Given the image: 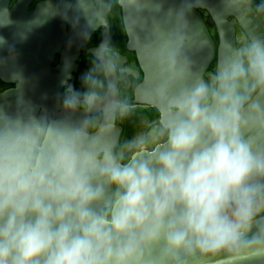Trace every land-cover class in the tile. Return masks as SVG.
<instances>
[{
  "label": "clouds",
  "instance_id": "obj_1",
  "mask_svg": "<svg viewBox=\"0 0 264 264\" xmlns=\"http://www.w3.org/2000/svg\"><path fill=\"white\" fill-rule=\"evenodd\" d=\"M77 6L90 27L128 13L140 68L106 39L59 114L0 106V264H264V33L248 0H226L241 32L204 71L186 9L148 25L155 0Z\"/></svg>",
  "mask_w": 264,
  "mask_h": 264
},
{
  "label": "water",
  "instance_id": "obj_2",
  "mask_svg": "<svg viewBox=\"0 0 264 264\" xmlns=\"http://www.w3.org/2000/svg\"><path fill=\"white\" fill-rule=\"evenodd\" d=\"M10 0H0V37L6 41L0 47V79L14 83L15 87L0 92V106L14 109L18 96L38 109L51 114H59L58 67H51L54 53L63 57L62 29L64 18L69 12L79 10L77 0H45L33 9L29 0H19L9 7ZM160 5L157 12L145 9L139 13L141 22L150 25L154 20H164L168 13L186 9L187 32L193 38V44L187 52L193 71H204L213 61L224 39L237 38V29L241 32L240 22L231 14L226 0H155ZM249 3V2H248ZM251 19L249 28L264 33V23L249 3ZM209 17L213 23L217 43L204 20ZM124 26L132 21L128 13H123ZM143 35V33H141ZM61 43V44H60ZM128 48L135 50V48ZM136 51V50H135ZM137 53V52H136ZM138 56V54H137ZM139 59V56H138ZM19 74L22 83L15 80ZM79 113H77V117ZM122 131V127H121Z\"/></svg>",
  "mask_w": 264,
  "mask_h": 264
},
{
  "label": "flooded vegetation",
  "instance_id": "obj_3",
  "mask_svg": "<svg viewBox=\"0 0 264 264\" xmlns=\"http://www.w3.org/2000/svg\"><path fill=\"white\" fill-rule=\"evenodd\" d=\"M19 0H10L9 7L18 2ZM45 0H29L28 6L33 9L37 4ZM73 1V0H66ZM207 24L212 23L209 17H204ZM104 28L98 26L96 21H93L92 26L88 25V20L82 10H78L75 13L69 12L64 18L63 29L61 31L63 40L62 46L64 47L63 57L61 53H54L51 60V67L59 68L58 81L60 95H63L67 86H71L74 89L82 90L81 78L88 70L92 59V50L96 48L101 41L110 40L128 59L129 64L134 65L139 70V59L135 50L128 48V35L124 31L123 12L120 13L119 8H115L112 13L109 14L108 20L102 21ZM209 28V26H208ZM210 33L217 43L216 34L213 32V26L209 28ZM237 36L240 35V31L237 29ZM61 44V43H60ZM213 62L209 66V70L212 68ZM143 72H141V76ZM15 84L10 82H4L0 79V92L14 88ZM155 110L152 108L143 109L137 113V115L126 120L122 127V135L131 137L142 131V127L139 124L141 118H154Z\"/></svg>",
  "mask_w": 264,
  "mask_h": 264
},
{
  "label": "trees",
  "instance_id": "obj_4",
  "mask_svg": "<svg viewBox=\"0 0 264 264\" xmlns=\"http://www.w3.org/2000/svg\"><path fill=\"white\" fill-rule=\"evenodd\" d=\"M248 2L254 7V9L257 11V13L259 14V16L261 17L264 23V0H248ZM211 25L213 26V23H209L208 25L209 28H211ZM213 32L215 33L214 26H213ZM214 63L215 61H213V64Z\"/></svg>",
  "mask_w": 264,
  "mask_h": 264
}]
</instances>
